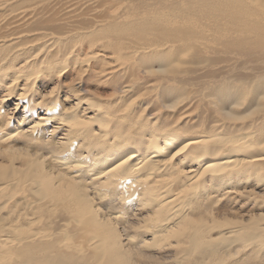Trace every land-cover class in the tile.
<instances>
[{
    "label": "bare ground",
    "instance_id": "obj_1",
    "mask_svg": "<svg viewBox=\"0 0 264 264\" xmlns=\"http://www.w3.org/2000/svg\"><path fill=\"white\" fill-rule=\"evenodd\" d=\"M12 96L0 264H264V0H0Z\"/></svg>",
    "mask_w": 264,
    "mask_h": 264
},
{
    "label": "rangeland",
    "instance_id": "obj_2",
    "mask_svg": "<svg viewBox=\"0 0 264 264\" xmlns=\"http://www.w3.org/2000/svg\"><path fill=\"white\" fill-rule=\"evenodd\" d=\"M99 10H103V11H105L106 13L107 12H109V13H116L117 12V10H116V8L115 7H112V6H110V5H108V6H104V7H101V9H99ZM98 10V11H99ZM16 83H19V84H17V86H22V81H20L19 80V82H16ZM22 90H23V88H21ZM4 95H6L5 93H3ZM44 94V93H43ZM64 92L62 91V92H60L59 93V96H58V98L60 99V101L61 100H64ZM4 95H1V96H4ZM16 96H12V97H10V98H6L5 99V101L2 103V101L0 100V108H2V109H4V110H6L7 111V116H6V118L8 119V117H11L10 115H8V113L10 112H14V105L16 104ZM67 104L68 103H63V101H62V105L65 107L64 109H66L67 108ZM4 105V106H3ZM9 110V111H8ZM66 111V110H65ZM15 114H17V113H15ZM40 116H43L42 114H39ZM14 120H16V118H14V117H12ZM48 122H49V124H48ZM48 122H46L45 124H47V125H45V126H48V127H52L53 128V124H54V127H55V123L52 121V120H50V121H48ZM51 122H53V123H51ZM51 123V124H50ZM43 125V124H42ZM57 149V148H56ZM55 149V150H56Z\"/></svg>",
    "mask_w": 264,
    "mask_h": 264
}]
</instances>
